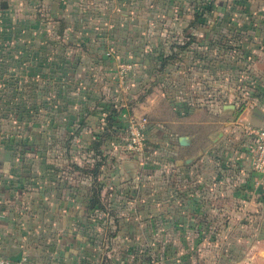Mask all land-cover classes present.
<instances>
[{
	"label": "crops",
	"instance_id": "1",
	"mask_svg": "<svg viewBox=\"0 0 264 264\" xmlns=\"http://www.w3.org/2000/svg\"><path fill=\"white\" fill-rule=\"evenodd\" d=\"M206 1L72 0L76 7L70 11L89 15L80 27L100 30L102 39L71 42L99 44L107 53L79 58L88 62L84 80H78L85 85L79 84L85 102L59 111L63 134L59 130L54 139L85 141L86 149L42 152L56 163L38 172L22 171L10 154L0 158L2 254L20 252L25 264H264V175L254 184L259 175L250 168L246 131V126L264 127V99L251 95L245 107H237L230 93L215 96L206 100V108L216 117L198 119L190 114L201 107L189 105L184 95L203 89V84H186L193 72L199 79L203 75L199 53L231 62V69L217 67L223 78L243 52L250 54L245 59L259 74L264 94V0H212L205 9ZM159 48L173 52L157 69ZM144 50L153 58L148 60ZM122 60L132 62L127 74L132 93L145 87L135 100L132 93L122 97L133 105L132 115L150 114L145 140L166 152L126 154L114 143L116 135L107 134L100 146L102 163L86 174L82 169L92 168L98 158L92 144L104 122L98 110H105L108 98L112 102L115 69ZM216 88L217 94L229 92ZM84 105L101 116H84L89 113L82 111ZM179 135L185 136L183 144ZM148 159L153 164L145 170ZM143 179L153 183L151 193L140 198ZM97 186L99 203L109 209L104 216L96 208L85 209ZM161 252L162 260L157 258Z\"/></svg>",
	"mask_w": 264,
	"mask_h": 264
},
{
	"label": "rangeland",
	"instance_id": "2",
	"mask_svg": "<svg viewBox=\"0 0 264 264\" xmlns=\"http://www.w3.org/2000/svg\"><path fill=\"white\" fill-rule=\"evenodd\" d=\"M72 6L76 7L72 0H0V30L1 28H8L7 33L9 35H7V37L10 47L8 50L9 55H7L8 59L0 61V80L4 81L0 83V104H2L4 108L0 109V115L7 112L6 117H0V158H6L9 154L11 157L15 156L16 164L22 171H25L24 168H27L26 171L31 169V171L38 172L42 166L55 165L56 158L52 157V155L49 157L42 156V152H61V149L66 151L69 148H76V150L79 151V148L81 149L82 147L86 149L85 141L81 142L80 140H75L78 142V145H76L72 139L68 142L61 141L62 139L58 141L54 139V135L57 134L59 130L61 135L63 134V129L57 124L61 117L59 111H61L64 106L67 107V105H70V108H77L78 105L85 102L84 95L79 91V88H81L79 84L85 85L82 81L78 83V80L83 79L85 76L87 69L83 66L88 62L86 58H79L85 53H107L103 46L94 43L88 45H78L76 43L73 46H66V44H64V46H61L63 42L67 40L71 41V38L74 40L76 38L78 40L95 35H99V38H101V33H99L100 30L80 27V24H82V17L83 22H87V17H89V15L82 12L77 14L73 10L70 11ZM64 25L67 26L62 30L63 35L61 37V35L59 36V34H57V29ZM5 42L4 36L0 35V55L5 54ZM262 45H264V43ZM71 52L72 55L70 54ZM20 59H24L25 62H19ZM246 61L245 58L241 59L239 67L237 68L235 66L233 71H229L230 75L225 73L223 78H218L217 76V65L215 66L208 63L207 69H203L204 66L200 64L198 67H201L202 69H199L203 71L201 79H199V75L197 77L199 73L195 71L189 76L186 83L188 85L191 83V86H196L198 88L203 84V89L200 93L196 91L184 94L189 96V100L192 101L189 102V105L192 104L193 107H201L200 109L198 108L196 113L190 115L198 119L215 118V113L206 108V100L214 99L215 96H219L221 99L229 95V93L230 96L233 97L234 102H236L237 107H245L246 102L252 99L250 92L252 78L249 76L250 66L248 61V69L244 70V63ZM195 66L197 67V65ZM23 68L29 70L30 73L28 72V74H30V76L26 75V72L23 73ZM227 68L231 69L230 63L225 65L224 69ZM5 78L8 80H4ZM126 82V89L115 86L116 90L113 89V93L109 92L110 96H112V102L111 98H108L109 101L105 106V110L98 111H102L104 112L103 114H105V111L109 110L110 107H114L115 110L119 112V115H115L116 118L119 117L121 120L123 117L126 119L125 116L131 114L133 105H128L129 100L127 101V98L122 96L132 93L131 90L133 87L130 89L132 86V77L126 76ZM164 82L165 85L168 83L167 78ZM86 83L85 80V84ZM181 83L183 84V82ZM217 86L219 88H228L229 92L217 94ZM144 88L145 87L139 88L136 92L132 93L131 99L135 100L140 93L144 92ZM17 92L21 94H17ZM34 92L39 95H31L29 98L25 97V95ZM52 97L58 100V102H55V99L53 100ZM19 98L23 100H21L22 102L20 101V104H26V109L22 110V113H28L30 117L35 119L27 129L24 128L23 120L19 119L18 116L14 117V113L16 112L19 114L21 110L19 108L14 110V108L10 107L15 102V99L19 102ZM98 101L101 105L104 99L99 98ZM32 104H34V106H32ZM38 105L41 107H38ZM45 105H49V107L55 108V110L51 111L49 107L45 109ZM86 110L89 113H85L84 116L91 114L95 109L90 111L88 108H85L84 105L82 111L85 112ZM139 110L141 109L139 108ZM98 111H95V113L91 115L97 116L98 114V116H101V113H96ZM126 111L128 113H126ZM134 111H137V109H134L133 112ZM142 114L149 122L150 114ZM229 117L230 119L233 118L231 114ZM248 118L249 117L246 116L245 119ZM115 135L114 143H118L117 148H119V151L125 152L126 154L134 152L132 150H122L120 143L122 142L123 134L116 132ZM114 143H111L110 148H113ZM145 144L146 147L141 152H144L147 156L149 153L166 152L163 151L162 147H160L161 150L159 151L153 149L156 146L149 145L146 140ZM114 154H116V152H114ZM148 160V162H145L147 163L144 168L145 170L148 165L152 163L150 159ZM61 162L57 164L62 165L63 161L61 160ZM166 164L167 162L161 163V168H164L163 170H166L167 166H164ZM163 175H166V173ZM150 179L145 180L149 182H145L144 179L141 180V183L139 182L142 189L138 191V195L141 194L142 196L138 197L145 198L144 196L151 193L150 182L152 181H150ZM130 203L131 206H134L132 205V200ZM141 208L142 205L138 207V211L142 210ZM97 212H99V215L104 216L106 210H97ZM102 224L103 221H101V225ZM103 228L102 226V229ZM167 242L168 241L162 240V243ZM164 255L165 254L161 252L158 253V257L154 254V257L162 260Z\"/></svg>",
	"mask_w": 264,
	"mask_h": 264
},
{
	"label": "trees",
	"instance_id": "3",
	"mask_svg": "<svg viewBox=\"0 0 264 264\" xmlns=\"http://www.w3.org/2000/svg\"><path fill=\"white\" fill-rule=\"evenodd\" d=\"M211 4H212V0H207L205 2V4H202V5H203V8L209 9ZM198 15L199 14H197V17H198ZM7 30H8V28H1V30H0V35H3L4 38H5V40H6V42H5L6 43L5 44L6 51H5V54L4 55H0V61L8 59L7 55H9L8 50H9L10 47L8 45V37H7V35H9V34L7 33ZM62 30H63V27H60V28L57 29V34H59V36L61 35V37L63 35ZM64 44H66V46L67 45H70V46L75 45L70 40H67V41L63 42L61 44V46H64ZM77 44L80 45V43H77ZM1 45H3V44H1ZM226 48H229V46H227ZM232 48L231 49H228V50H230L233 53L235 51ZM157 51L159 52V57H160L159 58V61L157 62V64H158L157 69H158V68H161L162 66H164V64L167 62V58H169L170 53L173 52V51L170 50L169 52H162V53H160L162 51L161 48H159ZM239 53H242V52L240 51ZM70 54L72 55V52ZM99 55H101V53ZM143 55L148 56L149 57L148 60H150L151 58H153V54H152V52L150 50H144L143 51ZM240 55H242V56H237V59L239 60V63H240V60L241 59H244L245 57L247 58V56L250 55V54L247 53V52L246 53L243 52ZM198 56H199V59L202 61L201 62V65H203L206 69H207V67L209 65L208 63L213 64L215 66L217 65V67L218 68L220 67V69H222V66L224 67L228 63H230V67H232L230 61H224L222 63L223 65H222L220 62L216 61L214 57L209 58L206 54H202V53H199ZM1 57H3V58H1ZM19 62H23L24 63L25 60L24 59H20ZM239 63H237L235 65L237 68L239 67ZM244 67H245L244 70H247L248 69L247 68V61L244 63ZM38 71H40V70H38ZM24 72H26V75L30 76V74H28L29 70L27 68H23V73ZM253 74L254 73L252 72L251 67H250L249 68V76L252 78V80H251L252 83L250 84L251 86L250 85L249 86H250V90H251L250 91L251 92V95L253 97L256 96L258 98H263L264 99V94L262 92H260V89L258 88L259 87L258 86L259 83L256 81L259 78V74L258 73H255L254 75ZM0 77H1V74H0ZM4 80H8V79L5 78ZM1 82L3 83L4 81L3 80L2 81L0 80V83ZM17 94H21V93L17 92ZM31 95L32 96H35V95H39V94H37L36 92H34L32 94L30 93V94L25 95V97L29 98V96H31ZM52 99L54 100L55 98L52 97ZM21 100L22 99L19 98V102H18L15 99V102L12 105L11 104H9V105H11L10 107L14 108V110L15 109H18V108L21 110V112L19 114L15 112L14 113V117L18 116L19 119L23 120L24 121L23 122L24 128L27 129L28 126L31 123H33V121L35 119L32 118V117H30L28 113H22V110L26 109L25 108L26 104H24V103L20 104L23 101V100L22 101ZM34 104H32V106H34ZM39 104H40V102H39ZM38 107H41V106L38 105ZM48 107H49V105H45L44 106L45 109H48ZM0 109H4L2 104H0ZM6 113L7 112H5L4 114H1L0 117H6ZM115 115H119V112H117V110H115L114 107H110L109 110L105 111V114L103 115L104 122H103L102 125H100V129H99L100 130L99 137H98L97 140H94L92 142V144L94 146L93 147L94 153L98 154V156H97L98 158L95 159L96 162L94 163V166L92 168H90V169L88 168L87 169V167H86L85 169H82L83 170L82 172H86V174H87V172L90 171L92 174H94L96 172V169H97L98 164L102 163V160L104 159V155H102L100 153L101 152L100 151L101 150V147L100 146H101V143H102V141L104 139L103 137L105 135H107V134H112V135L114 134L115 135L116 132H120L121 134H124L125 119L123 117V119H122L123 121H122L119 117L116 118ZM120 120H121V123L119 124V121ZM97 195H98V186H97V189L95 191H92V193L90 194L89 202H87L85 209L92 210L93 208H96V210H102V211L103 210H106V212H108L109 211L108 206L107 205L106 206H103L102 204H100L99 201H98V196ZM2 255H4V254H2ZM23 264H25L24 261H23Z\"/></svg>",
	"mask_w": 264,
	"mask_h": 264
},
{
	"label": "built area",
	"instance_id": "4",
	"mask_svg": "<svg viewBox=\"0 0 264 264\" xmlns=\"http://www.w3.org/2000/svg\"><path fill=\"white\" fill-rule=\"evenodd\" d=\"M131 67V62H118L115 69L117 86L126 89V76ZM149 125L144 115H128L125 119L124 134L120 143L122 150H132L136 153H141L145 149V128ZM246 131L250 134V168L259 176L254 181L258 184L264 175V127L246 126ZM24 257L20 260L10 259L8 256L2 255L0 252V264H23Z\"/></svg>",
	"mask_w": 264,
	"mask_h": 264
},
{
	"label": "water",
	"instance_id": "5",
	"mask_svg": "<svg viewBox=\"0 0 264 264\" xmlns=\"http://www.w3.org/2000/svg\"><path fill=\"white\" fill-rule=\"evenodd\" d=\"M178 141H179V143L183 144V143L185 142V136H183V135H179V136H178ZM8 257H9L10 259H13V260H20V258H21V253L18 252V253H16V254L9 255Z\"/></svg>",
	"mask_w": 264,
	"mask_h": 264
}]
</instances>
